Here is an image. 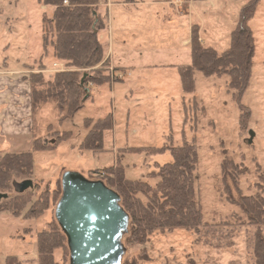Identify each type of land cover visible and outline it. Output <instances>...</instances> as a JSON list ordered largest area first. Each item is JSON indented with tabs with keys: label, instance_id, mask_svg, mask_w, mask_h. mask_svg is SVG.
<instances>
[{
	"label": "rangeland",
	"instance_id": "rangeland-1",
	"mask_svg": "<svg viewBox=\"0 0 264 264\" xmlns=\"http://www.w3.org/2000/svg\"><path fill=\"white\" fill-rule=\"evenodd\" d=\"M118 1L98 0L95 8L97 17L105 20L103 29L94 31L104 48L107 64L100 66L107 65L104 71L110 83L90 84V98L70 120H59L54 103L33 113L29 102L28 143L16 140L13 147L0 139V155L30 152L33 164L29 179L10 182L8 198L17 193L13 185L25 181L32 183V197L20 216L0 213V264L7 257H15L21 264H37L36 234L57 225L54 213L64 173L75 172L92 181L90 172L97 170L102 175L104 169L120 165L127 180L155 187L158 179L151 173L156 171L155 164L171 161L169 152L147 155L136 150L180 147L183 133L188 143L195 139V188L204 228L200 235L182 230L156 233L147 243L133 247L126 246V234L121 264H253L255 228L244 219H230L240 213L224 201L220 178L225 158L243 163L239 188L248 196L257 192L258 173L264 171V0H259L249 22L255 51L250 82L241 98L249 112L243 124L226 77L207 78L195 72V92L183 97L175 66L190 64L193 27H197L203 47L219 54L226 51L242 6L252 0H133L127 8ZM46 9L37 0H0V70L6 65L13 75L25 65L34 68L42 54L41 17L44 13L50 16L52 11ZM111 47L110 61L120 69L113 70L110 64ZM45 65L42 71L28 69L26 80L33 72L48 79L69 70L52 58L46 59ZM108 114H112L113 129L103 135V151H81L87 134L84 121H97ZM62 132L70 133V138L52 148ZM35 138L49 150L33 151ZM45 195V206L36 208L38 216L24 219L30 204ZM232 195L237 197L233 188ZM223 221L230 225L222 226ZM54 259L58 264H69L68 247L55 251Z\"/></svg>",
	"mask_w": 264,
	"mask_h": 264
},
{
	"label": "trees",
	"instance_id": "trees-1",
	"mask_svg": "<svg viewBox=\"0 0 264 264\" xmlns=\"http://www.w3.org/2000/svg\"><path fill=\"white\" fill-rule=\"evenodd\" d=\"M130 1V0H129ZM198 1V0H194ZM39 6L49 8L51 15L41 17L42 54L31 71H42L45 60L52 58L62 62L66 72L53 74L46 79L41 73L28 76L30 103L33 113L48 103L57 107L59 120H70L90 98L92 86H102L109 82V75L104 71V48L93 34L96 29H103L104 18L97 17L95 8L98 0H37ZM66 2V4H64ZM259 0H252L242 6L238 20L229 36V47L223 53L212 48L203 47L198 39V29L193 27L190 40V64L175 66L180 78L183 97L195 92L194 73L200 72L204 77H226L228 90L240 107V124L249 116L241 104V98L247 89L253 65L255 40L249 22L255 16ZM96 13V15L94 14ZM90 73H86V72ZM85 78L83 79V76ZM186 111V110H185ZM187 115V114H186ZM84 128L86 136L80 144L81 151L100 153L103 151V135L113 129L112 114L97 121L86 119ZM70 138V133L58 135L54 146ZM172 140L171 134L169 141ZM42 140L32 141L33 151L49 150L42 146ZM147 155H155L167 150L171 161L164 165L155 164L156 171L151 176L158 179L155 187L141 181L126 179L124 169L117 165L103 170L90 172L92 181H100L107 188L116 192L120 205L129 216V231L125 236L126 246H141L154 234L171 233L182 230L200 235L205 223L202 221L201 202L195 188L197 181L198 156L195 139L187 142L182 135L180 147L163 149L145 148ZM232 159H224L221 164V184L224 201L236 206L240 214H232L233 221L246 220L255 228L252 239L253 264H264V171L258 173L257 192L245 196L239 188L242 175L241 166ZM33 174L32 154L30 152L8 153L0 155V213L9 212L18 217L29 203L30 192L16 193L8 198L11 179L24 181ZM229 180L231 182L228 183ZM232 188L237 194L232 195ZM30 204L23 214L24 219L36 218V208L45 206L46 197ZM41 205V206H40ZM227 227L229 222L223 221ZM66 242V245H65ZM67 247V241L58 224L36 234L37 264H58L54 252ZM4 264H21L15 257H7Z\"/></svg>",
	"mask_w": 264,
	"mask_h": 264
},
{
	"label": "water",
	"instance_id": "water-1",
	"mask_svg": "<svg viewBox=\"0 0 264 264\" xmlns=\"http://www.w3.org/2000/svg\"><path fill=\"white\" fill-rule=\"evenodd\" d=\"M13 187L20 194L31 189L32 183L25 181ZM5 197L0 195V199ZM54 217L67 241L69 264H121L129 216L120 205L119 195L102 182L75 172L64 173Z\"/></svg>",
	"mask_w": 264,
	"mask_h": 264
},
{
	"label": "crops",
	"instance_id": "crops-1",
	"mask_svg": "<svg viewBox=\"0 0 264 264\" xmlns=\"http://www.w3.org/2000/svg\"><path fill=\"white\" fill-rule=\"evenodd\" d=\"M133 2V0H120L116 3L122 4L127 8V6L131 5ZM110 4H112V2H110ZM108 51H112V47ZM111 54L112 52L109 54V61L111 59ZM110 64L112 65L111 61ZM112 68L113 70L120 69L113 65ZM27 70L26 65L22 70L15 71L18 73L13 75L12 72L14 71H9L6 65L0 70V139L6 140L5 142L11 144L13 147L16 146V142L14 143V141L24 140L28 143L27 138H30V97L29 86L25 77Z\"/></svg>",
	"mask_w": 264,
	"mask_h": 264
},
{
	"label": "built area",
	"instance_id": "built-area-1",
	"mask_svg": "<svg viewBox=\"0 0 264 264\" xmlns=\"http://www.w3.org/2000/svg\"><path fill=\"white\" fill-rule=\"evenodd\" d=\"M64 4H66V2Z\"/></svg>",
	"mask_w": 264,
	"mask_h": 264
}]
</instances>
